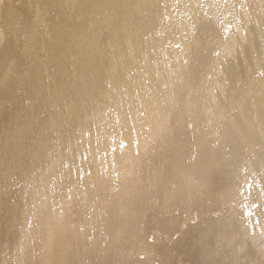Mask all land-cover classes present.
<instances>
[{"label": "bare ground", "instance_id": "obj_1", "mask_svg": "<svg viewBox=\"0 0 264 264\" xmlns=\"http://www.w3.org/2000/svg\"><path fill=\"white\" fill-rule=\"evenodd\" d=\"M0 264H264V0H0Z\"/></svg>", "mask_w": 264, "mask_h": 264}]
</instances>
